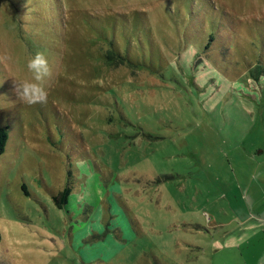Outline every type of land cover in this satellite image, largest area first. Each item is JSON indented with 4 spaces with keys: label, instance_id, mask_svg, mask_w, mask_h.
I'll use <instances>...</instances> for the list:
<instances>
[{
    "label": "rangeland",
    "instance_id": "rangeland-1",
    "mask_svg": "<svg viewBox=\"0 0 264 264\" xmlns=\"http://www.w3.org/2000/svg\"><path fill=\"white\" fill-rule=\"evenodd\" d=\"M258 66L264 0H0V264H264Z\"/></svg>",
    "mask_w": 264,
    "mask_h": 264
},
{
    "label": "clouds",
    "instance_id": "clouds-1",
    "mask_svg": "<svg viewBox=\"0 0 264 264\" xmlns=\"http://www.w3.org/2000/svg\"><path fill=\"white\" fill-rule=\"evenodd\" d=\"M27 68L33 73L35 82H16L19 99L29 104L46 101L47 93L43 81L49 76L50 69L44 54L37 52L28 60Z\"/></svg>",
    "mask_w": 264,
    "mask_h": 264
},
{
    "label": "trees",
    "instance_id": "trees-1",
    "mask_svg": "<svg viewBox=\"0 0 264 264\" xmlns=\"http://www.w3.org/2000/svg\"><path fill=\"white\" fill-rule=\"evenodd\" d=\"M116 55L119 56V54H116ZM262 76H264V68H262L261 66L254 67V70L251 71L249 74V77L253 78L256 81H259ZM8 140H9V136H8L7 129L0 127V156L5 153ZM68 195H69V188H66L62 194V198H61L62 201L66 200ZM1 241H2V237L0 234V243Z\"/></svg>",
    "mask_w": 264,
    "mask_h": 264
}]
</instances>
